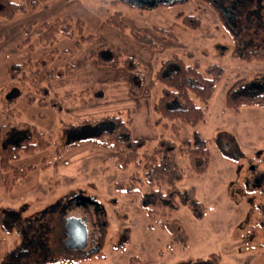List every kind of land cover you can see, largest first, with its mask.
<instances>
[{"label": "rangeland", "instance_id": "rangeland-1", "mask_svg": "<svg viewBox=\"0 0 264 264\" xmlns=\"http://www.w3.org/2000/svg\"><path fill=\"white\" fill-rule=\"evenodd\" d=\"M32 1L25 0L26 14L12 21L0 19V88L10 81L11 65L44 59L54 50L58 56L51 67L62 70L71 65L73 72L45 83L49 95L61 104V112L29 104L22 96L15 115L0 118V126L30 124L53 141L50 148L12 164L36 170L11 191L5 188L6 174L0 168V264H23L9 255L13 252L27 256L24 264H215L211 255L220 257L219 264H264V108L253 104L234 111L225 103L227 91L242 79L247 86L238 89L237 96L264 92V60L247 62L241 57L245 51L264 53V19L258 18L249 30L233 32L211 7L198 1L150 10L132 9L123 0H54L47 9L32 8ZM257 5L264 9V3ZM117 13H122L125 29L108 22ZM188 17L199 21L198 28L189 27ZM57 19L82 21V36L92 37L80 48L76 47L78 34L73 40L59 36L53 47L41 46L35 30ZM30 26L32 43L23 45L27 37L22 28ZM133 32L151 38L157 47L139 43ZM102 46L114 47L124 59L141 64L147 94H131L130 74L122 63L103 67L87 59ZM174 57L197 64L201 71L219 65L225 72L204 123L193 128L174 122L180 139H191L198 132L210 141L209 155L196 159L195 167L188 158L178 160L184 172L178 188L202 204L201 218L188 210L185 196L176 201L174 211L170 204L165 210L158 207L155 200L144 197L145 184L131 180L135 175L142 177L136 165L119 169L114 152L82 143L111 129L108 122L83 126L85 120L111 117L132 120L131 137L144 139L149 148L162 136L175 141L173 124L158 125L153 110L163 87L156 84L149 89L163 63ZM205 162L207 169L199 173ZM119 184L141 193L121 192ZM77 197L93 200L91 213L86 208L92 205L73 206ZM70 213L87 219L94 243L89 240L84 251H71L64 244ZM7 222L9 230L3 226ZM14 223L20 227L12 229ZM88 249L95 250L88 254ZM37 250L42 255L32 257L30 252L34 255Z\"/></svg>", "mask_w": 264, "mask_h": 264}, {"label": "trees", "instance_id": "trees-1", "mask_svg": "<svg viewBox=\"0 0 264 264\" xmlns=\"http://www.w3.org/2000/svg\"><path fill=\"white\" fill-rule=\"evenodd\" d=\"M52 1L54 0H33L31 7L36 8L38 5H43L47 9L48 4ZM27 12L28 6L25 0H0V19L2 20L12 21ZM121 14L117 13L108 22L120 29H125V25L121 21ZM187 19L190 23L189 27L194 30L198 28L199 21L197 19L194 17H188ZM22 31L27 37L23 45H31L30 35L33 32V27L22 28ZM83 31L84 24L82 21L75 23L68 19H57L41 24L35 30V34L39 44L45 47H53L59 36L73 40L75 34H78L80 39L77 41L76 47L80 48L83 42L92 37L82 36ZM132 35L141 44L151 48L157 47L153 40L147 36L136 32H133ZM1 39L0 37V42ZM57 56L58 53L54 50L44 59L28 60L21 64L11 65L8 68L10 81L3 88H0V118H8L15 115V105L22 96L27 98L29 104L48 105L56 112L62 111V106L57 99L49 95L45 83L64 79L72 74L73 67L67 65L62 70L52 68L51 66ZM241 57L247 62L262 61L264 60V53L261 51H245ZM87 59H94L98 65L103 67L116 68L122 63L130 74L131 94L134 97L147 94L146 79L142 72L141 64L132 58L124 59L118 49L102 46L91 52ZM224 74L223 67L219 65H210L204 71H201L197 64H187L184 59L179 57H174L163 63L154 80L149 83V89L154 88L156 84H160L163 87L161 97L154 105L153 110L158 116L156 122L158 125L165 123V126H167V122L173 124L172 131L174 137H176L175 141L162 136L154 147L149 148L144 139L135 140L131 137L130 126L132 120L124 121L121 117H111L97 121L85 120L82 124L83 126L90 124L101 125L103 122H108L111 125V129L110 131L102 132L97 138H91L87 141H82V143H92L114 152L116 165L119 169L127 168L132 164L136 165L138 170L142 172V180L137 175L130 177L131 180L136 181L135 183L145 184L148 191L144 197L155 200L158 207L165 210V207L167 208L168 204H170L171 210L174 211L177 209L176 201L185 196L188 200L186 204L188 210L196 218H201L203 215L202 204L192 200L189 194L182 195L178 188L184 176L178 160L180 156L188 158L192 166L195 167L194 161L196 159L200 157L206 158L209 155L210 141L205 140L198 132H195L191 139H180L179 129L174 122L179 121L193 128L204 123L209 104L218 84L224 78ZM246 82V79L239 80L227 91L225 103L229 109L238 111L244 106L253 104L264 108V92L237 96L238 89L246 88ZM78 144V142L71 143L66 147L69 149ZM52 145L51 136L39 131L33 125L26 123L12 125L8 123L0 126V168L6 174L4 178L5 188L11 191L16 183L25 179L29 173L36 170L32 166L18 169L12 165L13 163L18 162L24 155L26 156L37 150L48 149ZM207 166L208 163L205 162L197 171L202 173L207 169ZM117 190L126 194L141 193V190L131 185L125 186L123 184L117 185ZM8 212L18 216L13 209H8ZM0 220L3 221V217ZM10 222L3 225L5 229H11ZM15 227L18 229L20 226L14 223L12 229H15ZM59 238L61 239L62 237L59 236L57 239V242L60 243ZM16 254L13 252L9 255L17 256L18 262L24 264L27 256L21 253ZM36 255H42L40 250H37L34 256ZM210 259L215 264L220 262V257L216 255H211Z\"/></svg>", "mask_w": 264, "mask_h": 264}, {"label": "flooded vegetation", "instance_id": "flooded-vegetation-1", "mask_svg": "<svg viewBox=\"0 0 264 264\" xmlns=\"http://www.w3.org/2000/svg\"><path fill=\"white\" fill-rule=\"evenodd\" d=\"M191 1L202 2L211 7L221 17L225 25L231 31L235 28L239 31L244 28L249 30L258 18L264 19V9L262 6L257 5L258 1L264 3V0H123L122 3L132 9L150 10L160 7L186 5ZM243 25L246 27H243ZM257 182L259 183V180ZM69 203L71 204V202ZM86 209L91 213L92 209H94L93 204L91 207H87ZM92 238L93 237L90 236V243H94ZM94 250L95 249L89 251L88 249L86 252L91 254ZM30 254L32 257L34 256L32 252H30Z\"/></svg>", "mask_w": 264, "mask_h": 264}, {"label": "water", "instance_id": "water-1", "mask_svg": "<svg viewBox=\"0 0 264 264\" xmlns=\"http://www.w3.org/2000/svg\"><path fill=\"white\" fill-rule=\"evenodd\" d=\"M93 204L91 198L77 197L73 206H89ZM65 246L71 251H84L89 247L90 231L86 219L76 214H69L65 220Z\"/></svg>", "mask_w": 264, "mask_h": 264}, {"label": "crops", "instance_id": "crops-1", "mask_svg": "<svg viewBox=\"0 0 264 264\" xmlns=\"http://www.w3.org/2000/svg\"><path fill=\"white\" fill-rule=\"evenodd\" d=\"M44 8V7H43Z\"/></svg>", "mask_w": 264, "mask_h": 264}]
</instances>
